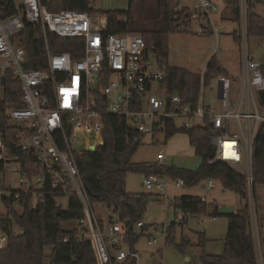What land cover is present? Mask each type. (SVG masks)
<instances>
[{
    "label": "built area",
    "instance_id": "built-area-1",
    "mask_svg": "<svg viewBox=\"0 0 264 264\" xmlns=\"http://www.w3.org/2000/svg\"><path fill=\"white\" fill-rule=\"evenodd\" d=\"M175 1L187 10L191 21L199 22L200 35L215 37L214 52L218 51L220 3L196 0L193 8H181L182 0ZM120 21L127 23L128 19ZM29 28L44 41L45 54L39 59L44 69L28 68L32 63L26 48ZM23 31L24 46L20 44ZM50 35L70 43L69 49L55 51ZM240 43L245 69L237 103L233 105L231 100L234 78L222 74L216 77L217 103L206 104L205 69L199 99L193 106L178 94H166L161 84L168 76L167 66L141 34H109L108 23L96 27L89 13H53L41 0H0V73L19 80L24 104L22 109L6 110L10 124L18 130L0 133V203L13 211L15 204L22 208L24 194L44 201L41 193L49 178L52 188L65 198L80 199L84 214L80 230L91 243L97 264H140L141 255L131 247L122 225L110 217L104 227L96 216L78 165V157L91 147L97 150L105 146L109 117L124 122L126 146L141 145L145 136L163 131L169 121L184 129L208 125L215 152L208 165L224 163L242 172L252 190L254 141L264 124V107L259 100L264 75L262 65L250 54L247 33ZM57 44L58 48L64 46L59 41ZM24 153L33 154V164L21 159ZM165 159L164 153L158 154L159 163ZM214 182L209 180L210 189L216 187ZM176 184L182 187L184 181L179 179ZM144 186L164 193L165 184L155 175L146 176ZM12 211L0 213V250L21 234ZM143 225L140 222L137 227ZM152 237L147 242L150 247L157 243Z\"/></svg>",
    "mask_w": 264,
    "mask_h": 264
},
{
    "label": "trees",
    "instance_id": "trees-1",
    "mask_svg": "<svg viewBox=\"0 0 264 264\" xmlns=\"http://www.w3.org/2000/svg\"><path fill=\"white\" fill-rule=\"evenodd\" d=\"M135 0H130V6ZM232 8L236 18L233 23L240 21V0H226ZM50 12L61 10H76L87 12L90 15H100L108 19V33L119 34L127 31L143 33V38L149 47H153L159 61L167 66L168 76L161 87L166 94H178L184 103L195 105L198 102L201 90V73L192 74L188 70L169 65V39L176 31L187 29L192 22L186 9H180L175 0H157L158 15L156 18L138 21L131 11H100L92 6L90 0H41ZM247 9V36L248 38H264V18L253 11L254 4H264L263 0H246ZM127 17L128 22L122 23L120 19ZM135 33V32H134ZM26 48L29 53L31 65L29 69L46 68L43 61L44 41L37 37V31L29 28ZM204 36V35H202ZM210 36V35H207ZM236 43L241 42L239 29L232 33ZM55 51L69 49L64 40L50 35ZM57 41L64 44L58 48ZM21 45L24 46V31L21 35ZM224 73L215 56L208 62L204 76V86L207 87L212 78ZM264 75V65H262ZM5 83L0 80V133L6 135L9 130L13 134L16 127L10 124L6 115L7 109H22L21 83L10 74H6ZM264 107V91L259 97ZM124 122L117 117H109L104 132L105 146L95 152H85L78 157L80 172L84 178L93 205L100 204L113 210L119 215L118 222L129 240L132 248L149 230L146 224L138 228L137 224L143 222V215L147 210L148 201L153 194H131L125 191V181L129 173H141L145 176L155 175L160 180L169 176L176 180H183L184 186L193 187L205 179L220 181L222 186L235 192L241 199L242 207L228 218V230L225 240L224 252L221 256L203 255V264H259L255 239L252 233V218L249 207V189L246 176L242 172L233 170L229 165L217 163L208 165L212 157L211 137L212 130L208 125L192 129H184L179 123L169 121L163 130L166 139L174 134L185 132L189 136L195 155L201 159V165L196 171L167 168L159 165L134 164L132 158L140 145L126 146ZM33 164V154L24 153L21 157ZM252 170L254 186L264 185V124L258 130L254 141ZM31 174V173H30ZM44 201L38 198L35 205L34 197L24 194L21 200L22 212L12 211V217L21 234L12 237L9 245L0 250V264H97L95 252L89 240L83 237L80 230V220L83 219V206L77 196L68 198L64 207L60 200L65 198L58 189H53L51 180L47 178L41 193ZM162 199L160 196H157ZM175 211L182 213L180 223H186L184 218L192 216L218 215L217 202L209 203L199 196H182L173 202ZM184 220V221H183ZM183 221V222H182ZM78 223L74 229H66L67 223ZM177 223L169 226L165 233V244H175V228ZM137 228L140 232H137ZM259 234L261 247L264 252V227L259 221ZM68 239L65 242V239ZM51 249L48 256L46 250ZM181 251L187 250L185 241L178 245ZM162 258L161 253L154 257Z\"/></svg>",
    "mask_w": 264,
    "mask_h": 264
},
{
    "label": "rangeland",
    "instance_id": "rangeland-1",
    "mask_svg": "<svg viewBox=\"0 0 264 264\" xmlns=\"http://www.w3.org/2000/svg\"><path fill=\"white\" fill-rule=\"evenodd\" d=\"M95 9L100 11H131L138 21L146 22L156 18L158 15L157 0H135L130 6V0H90ZM220 3L222 10L218 17V28L220 29V46L216 49V40L213 35H200V24L192 20L187 29L183 32L176 31L170 35L169 39V65L188 70L192 74L201 73L206 68L208 61L213 56L221 65H225L229 74L237 76L233 79L231 100L233 105L237 103L239 91L244 75V57L242 46L236 43L229 31L239 29L242 40L247 33V9L246 0H240V21L239 24L233 23L232 8L227 5L226 0H216ZM264 1V0H263ZM196 0H182L181 8H193ZM253 11L264 18V4H254ZM96 27L108 23L107 17L93 15ZM143 35L138 31H132ZM234 33V32H233ZM144 36V35H143ZM249 51L254 60L264 65V38H249ZM4 75L0 73V80ZM158 88V86L156 87ZM219 86L216 78H212L210 84L205 87L206 104H216L218 101ZM157 96L162 94L155 92ZM164 153L166 159L163 163L157 161L159 153ZM132 163L159 165L167 168L184 169L196 171L201 165V159L195 155L194 148L191 146L187 133H177L171 138L166 139L164 131L144 137L142 144L135 152ZM159 163V164H158ZM145 175L141 173H129L125 181V191L131 194H153L148 201L147 210L143 215V223L149 226V230L135 244V250L141 254L140 264H153L154 257L161 253L162 258L157 259V264H203V255L221 256L225 248V240L228 230V218L220 216L215 219L208 216H192L184 218L186 223L181 224V214L173 208L175 199L182 196H200L209 203L234 204L237 212L242 207L240 197L233 191L225 189L220 181L215 182V188L210 189L209 179H205L193 187L177 186V180L165 176L162 182L165 184L164 193L154 188L148 190L144 186ZM14 185V184H13ZM15 186V185H14ZM163 195V196H162ZM160 196L162 199H159ZM64 207L67 206L68 198L60 200ZM37 203L34 197L33 205ZM219 205V204H218ZM249 207L252 218V233L256 243L259 264H264V258L260 251L259 243V221L264 227V185H257L249 190ZM13 210L21 213L22 208L14 205ZM11 208H6L0 203V213L9 214ZM94 211L101 220L104 227L109 225L110 217L115 222L119 215L113 210L105 209L103 205L95 204ZM183 220V221H184ZM182 221V222H183ZM177 223L175 228V244H165L166 229ZM78 223L65 224L66 229H74ZM137 232L140 230L137 228ZM155 233V235H154ZM150 236L157 240L153 246H148ZM187 244V250L181 251L178 245ZM51 249L46 250L49 256Z\"/></svg>",
    "mask_w": 264,
    "mask_h": 264
},
{
    "label": "crops",
    "instance_id": "crops-1",
    "mask_svg": "<svg viewBox=\"0 0 264 264\" xmlns=\"http://www.w3.org/2000/svg\"><path fill=\"white\" fill-rule=\"evenodd\" d=\"M222 8V7H221ZM262 17V16H261ZM234 31H236L235 29H232V30H230L228 33H229V35H231L232 36V33L234 32ZM232 38H233V36H232ZM209 62V61H208ZM219 63V62H218ZM208 64V63H207ZM219 65H220V67L224 70V75H228V76H230V77H232V78H236L237 76H235L234 74H229V71H228V69L225 67V65H221L220 63H219ZM206 68H204V70H205ZM222 75V74H221ZM200 197V196H199ZM201 198H203V197H201ZM204 199V198H203ZM205 200V199H204ZM206 202H208L207 200H205ZM216 202V201H215ZM173 204V203H172ZM219 204V207L220 206H235L234 204H226V203H218ZM174 208V207H173ZM236 208V207H235ZM237 212V209H235V213ZM181 214V219H182V217H183V215H182V213H180ZM213 219H215V218H213ZM259 238H260V234H259ZM259 243H260V251H261V253H262V255H263V258H264V252H263V250H262V247H261V240L259 239ZM138 251V250H137ZM139 252V251H138ZM141 255V254H140ZM154 259V261H153V264H154V262H155V258H153ZM264 260V259H263ZM141 261V260H140ZM259 262V261H258Z\"/></svg>",
    "mask_w": 264,
    "mask_h": 264
},
{
    "label": "water",
    "instance_id": "water-1",
    "mask_svg": "<svg viewBox=\"0 0 264 264\" xmlns=\"http://www.w3.org/2000/svg\"><path fill=\"white\" fill-rule=\"evenodd\" d=\"M179 32H181V30H179ZM5 77H2L1 78V83L2 85H4L5 83ZM96 151V148L95 147H91L90 148V152H95ZM214 151L212 152V157L214 155ZM235 207L234 206H220L219 209H218V215L219 216H226V217H230L232 215L235 214Z\"/></svg>",
    "mask_w": 264,
    "mask_h": 264
}]
</instances>
